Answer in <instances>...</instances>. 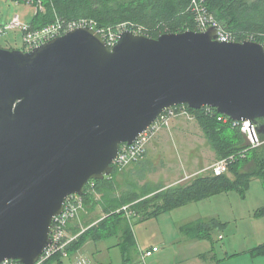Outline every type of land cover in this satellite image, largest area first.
<instances>
[{"label":"water","instance_id":"obj_1","mask_svg":"<svg viewBox=\"0 0 264 264\" xmlns=\"http://www.w3.org/2000/svg\"><path fill=\"white\" fill-rule=\"evenodd\" d=\"M180 104L264 134V45L210 27L126 30L110 47L81 27L30 51L0 47V263L37 264L67 197L111 176L121 145Z\"/></svg>","mask_w":264,"mask_h":264},{"label":"trees","instance_id":"obj_2","mask_svg":"<svg viewBox=\"0 0 264 264\" xmlns=\"http://www.w3.org/2000/svg\"><path fill=\"white\" fill-rule=\"evenodd\" d=\"M193 0H48V17L39 15L35 20L37 26L51 18L54 5L56 12L65 19L93 18L100 26H116L123 22H131L142 27L151 37H158L167 32H182L187 29L195 30L194 12L191 9ZM210 12L230 31L235 40L243 42L247 36L254 34L258 41L264 39V0H203ZM190 110L206 133L218 155V160L240 154L248 148L245 135L239 128H233L225 123L215 108ZM263 119H257V126ZM264 140V134H260ZM250 163L253 165L247 167ZM114 173L102 180H95V194H85V208L89 205L100 204L106 217L88 226L78 238L69 245L68 251L76 253L89 239L101 240L122 233L123 247L127 252L134 245V235L124 206L144 219L157 217L176 208L192 202L214 196L218 193L238 189L245 192L253 178H260L264 184V144L249 149L245 156L238 155L236 161L230 164L227 172L213 174L212 172L197 175L192 180L171 187H162L155 191L137 188L117 194L119 184ZM137 187V186H136ZM154 192V193H153ZM264 213V208L259 214ZM196 229L197 238L210 237L209 231L201 233V229L209 230L210 226L191 224L188 229ZM78 228L76 232H80ZM256 252L264 253V244L257 247ZM56 257H62L60 254ZM54 256V257H55ZM53 258V257H52ZM49 261V260H48ZM46 263V262H45Z\"/></svg>","mask_w":264,"mask_h":264},{"label":"rangeland","instance_id":"obj_3","mask_svg":"<svg viewBox=\"0 0 264 264\" xmlns=\"http://www.w3.org/2000/svg\"><path fill=\"white\" fill-rule=\"evenodd\" d=\"M34 12L33 6L23 2L18 4L14 0H0V24L3 26H8L13 17L18 14L23 21L30 23L34 19ZM0 47L24 49L22 30L20 28L9 29L8 33L0 35ZM178 120L186 121L184 122L186 124L181 125L179 131H172ZM169 128L161 130L151 140L146 155L140 161L129 165L118 173L119 191L117 194L119 196L128 189L137 188L139 192H142L147 188L155 191L164 186H175L211 171L210 167L217 162L218 155L196 118L173 119ZM262 144H264V140L259 146ZM251 165L253 163L247 167ZM262 208H264L263 180L253 178L244 193L238 189L224 191L169 211L165 213L166 217L146 219L145 223L141 221L142 215H132L129 219L131 228L139 239L144 233L153 234L156 237L158 231L159 235H162L158 230L160 228L158 225L167 226L168 224L182 223L184 220L200 218V221L194 224L200 223L202 228L205 225L211 227L209 230L201 229L202 234L208 231L211 233L210 237L206 236L200 239L202 241L200 246H205L208 243L221 249L224 245L228 247L245 243L249 247H258L264 244V213L259 214V210ZM83 212H85L83 219L85 226L106 217L103 207L98 204L89 205ZM126 214H131L130 210ZM195 231L194 228L187 229L186 232L183 231L178 236L171 234L168 237V242L171 244L175 239L178 241L186 238L189 233L195 234ZM234 231H237V234ZM220 233L224 238H218ZM235 237L238 242H234ZM116 240L115 236L104 241L89 239V243L83 244L81 247L83 253H70L67 257L55 256L41 264H79L83 258L89 262L88 264H120L123 256L120 255V246L114 243ZM138 248L134 245L132 250H128L126 264L144 263H142L143 259L140 258V248Z\"/></svg>","mask_w":264,"mask_h":264},{"label":"built area","instance_id":"obj_4","mask_svg":"<svg viewBox=\"0 0 264 264\" xmlns=\"http://www.w3.org/2000/svg\"><path fill=\"white\" fill-rule=\"evenodd\" d=\"M16 3L23 2L26 5L33 6L34 19L32 22H25L22 20L21 16L15 15L8 26H3L0 24V35L8 33L9 29L20 28L23 32V41L25 47L23 50L30 51L35 47H38L56 37L62 36L71 30L81 28V27H91L94 28L98 33H100L108 42L109 46H114L118 41V35L126 30H130L134 33L143 34L150 36V33L144 31L142 27H137L131 22H123L117 24L116 26H100L97 20L93 18H72L65 19L61 17L55 10L54 5L51 18L45 20L41 25L37 26L35 20L39 15L48 17L49 13V3L48 0H14ZM191 9L194 12L195 18V30L205 31L210 27H215L217 29V39L219 41L229 42L236 41L235 36L232 31L227 29L217 18L210 12L207 4L203 0H193L191 3ZM245 41H256L264 45L263 42L258 41L254 34L247 36ZM207 111L212 110L213 107L204 106ZM223 115V114H222ZM179 117H186L188 119L196 118L195 114L190 110V107L186 104H180L172 106L166 109L153 124H151L142 134L137 137V139L131 143H124L121 145L119 155L113 162L114 171L122 172L129 165L140 161L147 152L148 144L151 140L163 129L169 128L171 121ZM222 120L225 123H230L233 128H239L245 135L248 148L241 151L240 154H234L230 157L217 160L210 169L213 174H222L228 171L230 164L234 163L239 156H245L246 152L259 146L262 143V138L254 125L250 120L239 121L232 120L229 117L223 115ZM95 180H91L85 186V194L91 193L97 196ZM84 194V195H85ZM84 195L72 194L66 199L64 209L61 214L56 215L52 221V232H51V244L40 256L37 264L45 263L57 254L62 257L69 256V245H71L80 235L81 232L86 229H82L76 234H70L68 229L72 222L79 219L83 210L85 209ZM123 210H129V206H124ZM159 250L158 246H152L148 249H141V254L143 258L151 257ZM0 264H19L16 260H5ZM79 264H88L87 260L81 261Z\"/></svg>","mask_w":264,"mask_h":264},{"label":"crops","instance_id":"obj_5","mask_svg":"<svg viewBox=\"0 0 264 264\" xmlns=\"http://www.w3.org/2000/svg\"><path fill=\"white\" fill-rule=\"evenodd\" d=\"M184 122L186 121L178 120L177 123L174 124L175 126H173L172 131H179L180 130L179 127H181V125L183 124H186ZM99 197L100 195L97 196V199ZM98 206H101V205L98 204ZM130 212L131 214L127 215L129 222H130L129 218L132 215H136L133 211L130 210ZM84 214L85 212L81 214L79 219L75 220L74 222L70 224L69 229H68L70 234H76L77 233L76 230L78 228L82 230L88 227V226H85L83 223V219L85 216ZM157 217H166V216H165V213H163ZM144 220L146 219L142 217L141 221H143V223H145ZM199 221H200V218H197V219L184 220V222L182 223L179 222L178 224H171V225L168 224L167 226L158 225L160 227L158 230L162 233V235H159L158 231H157L156 237L153 234L149 235L147 233H144L140 236L141 239H139V237L135 234V231H133V228H132L133 235H134V245L140 248L138 249L140 253V258L142 257L143 259L142 263L144 262L143 264H264V253L256 252L255 250L257 246L249 247L248 244H245V243L243 245L241 244L236 245V246L231 245L228 247L224 245L221 249L216 248L214 245H211L208 243H206L205 246H200V244L202 243V241L200 240L201 238H197L195 234L189 233V235L186 238L179 239L178 241H176L175 239L173 243L169 244L168 237L171 234H174V236H178L179 233L183 231L185 232L187 231L188 225L190 226L191 224H194ZM234 232H236L237 234V231H234ZM205 233L206 232H204V234ZM209 233H211V231ZM111 237H107L101 240L104 241ZM115 238H117V240L114 243L120 246V249H121L120 255L121 257L123 256V260L120 261L119 263L126 264L125 263L126 255L128 251L126 252L123 247L122 233H120V235L118 236H115ZM218 238L220 239L224 238L223 234L220 233L218 235ZM234 242H238L236 240V237L234 239ZM86 243L88 244L89 242L86 241L84 245ZM152 246H158L159 250L154 255H152L150 258H143L140 250L148 249V248H151ZM82 250L83 249L81 248L76 253H83ZM129 250H132V247H129ZM106 263H108V261H106Z\"/></svg>","mask_w":264,"mask_h":264}]
</instances>
